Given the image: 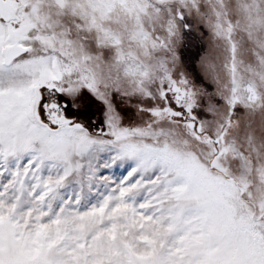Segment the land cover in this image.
Wrapping results in <instances>:
<instances>
[{"label": "snow or ice", "instance_id": "snow-or-ice-1", "mask_svg": "<svg viewBox=\"0 0 264 264\" xmlns=\"http://www.w3.org/2000/svg\"><path fill=\"white\" fill-rule=\"evenodd\" d=\"M255 3L240 5L243 27L213 26L222 80L192 31L196 0L152 2L166 19L141 28L139 57L105 41L84 0H0V264H264ZM237 30L259 85L237 79Z\"/></svg>", "mask_w": 264, "mask_h": 264}, {"label": "rangeland", "instance_id": "rangeland-1", "mask_svg": "<svg viewBox=\"0 0 264 264\" xmlns=\"http://www.w3.org/2000/svg\"><path fill=\"white\" fill-rule=\"evenodd\" d=\"M174 4L175 0H98V6L92 7L89 5V0H84L87 7L82 11L88 15L97 17L98 23L102 24V35L105 41L112 43L108 39L112 34L118 35L121 40L118 47L130 51L133 56L143 55L139 32L141 28L144 32H160L161 25L166 19L165 14H157L151 7V3ZM199 5V15L193 14L190 19L192 21V31L196 34L197 40L201 47L206 49L208 55L217 64L218 70L221 73L222 80H227L228 75L223 69V65L229 59L227 41L223 37L217 38L214 35V25L220 23L227 26L229 20L234 23L238 20L241 27L246 24L245 14L240 5L251 3L252 0H196ZM253 16L256 14L264 15V0H256L255 5L250 9ZM219 13V16H217ZM140 26V27H138ZM203 28V32H201ZM259 37L264 39V30L259 32ZM233 38L237 44V60L238 72L237 79L241 86H245L250 81H255L258 85L261 83L256 73L261 70L257 59L254 56V44L247 38L246 32L235 31ZM177 49L186 51L187 46L181 45L179 39L176 42ZM161 56L163 52L159 53ZM264 55V52H261ZM203 76V70L198 68ZM206 83H209L205 79ZM219 95L215 97H203L205 104L213 103L219 100ZM224 106L221 104L216 108L215 113L206 114L207 118L213 123L210 127L214 128L216 122L222 118Z\"/></svg>", "mask_w": 264, "mask_h": 264}]
</instances>
